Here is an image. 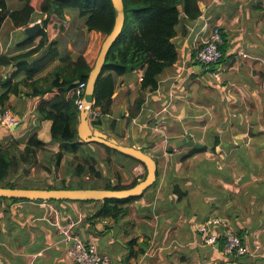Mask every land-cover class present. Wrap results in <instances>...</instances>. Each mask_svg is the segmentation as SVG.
Masks as SVG:
<instances>
[{"label": "crops", "instance_id": "obj_1", "mask_svg": "<svg viewBox=\"0 0 264 264\" xmlns=\"http://www.w3.org/2000/svg\"><path fill=\"white\" fill-rule=\"evenodd\" d=\"M7 4L6 10H0V95L8 90L7 81L21 82L6 106L22 121L12 128L0 125V141L17 140L25 145L37 132L45 143L34 175L12 174L10 178L19 177L18 181L30 183L31 188H49L64 180L77 182L74 167L87 163L83 157L87 152L99 156L97 168L104 178L84 176L85 184L116 182L119 177L126 185L136 178L142 180V164L123 154L108 153L97 143L80 145L71 161L63 159L55 166L52 153L61 147L52 140V121L42 120L35 109L59 90L33 97L34 88L28 83L39 81V90L47 88L57 79L55 72L64 64L61 59L76 60L81 53L73 43L64 49L58 42L59 55L34 73L46 47L26 57L28 64L7 62L42 40L39 34L25 32L28 26L42 24V16L32 14L23 25L18 14L23 3L7 0ZM199 6L197 19L189 20L183 14L173 40L178 60L161 74L156 91H145L141 112L130 123L127 116L143 70L117 78L113 114L108 118L117 123L106 133L156 159L154 185L124 205L127 214L117 220L98 219L95 225L87 218L99 202L0 198V264H75L61 230L68 222L84 240H94L101 251L109 252L112 264H264V0H199ZM216 26L227 35V58L212 72L199 67L195 58ZM205 146L208 150L203 153L182 157ZM220 150L224 157H219ZM212 218L227 220L236 232L243 233L251 248L259 243L260 252L231 260L219 245H204L198 227Z\"/></svg>", "mask_w": 264, "mask_h": 264}, {"label": "trees", "instance_id": "obj_2", "mask_svg": "<svg viewBox=\"0 0 264 264\" xmlns=\"http://www.w3.org/2000/svg\"><path fill=\"white\" fill-rule=\"evenodd\" d=\"M23 3V8L19 10L22 24L26 25L32 19V14L42 16V30L39 35L42 37L40 44L23 55H18L7 59V62L16 61L19 64L27 63L26 57L34 55L46 47L48 52L38 60L37 67L31 71L34 73L38 69H43L59 55V36L65 35L74 27L78 32L76 17L85 18L84 27L87 31V40L81 54L76 60L69 56L61 59L64 63L55 72L57 79L44 89H38L39 81L29 82L28 85L34 88L31 91L33 97H43L45 93L57 88L59 93L50 100H41L35 109V113L42 117V120L52 121L51 135L53 142L60 144V151L52 153V158L56 160L55 166L59 167L63 159L71 161L78 153L80 145L88 143L81 142L78 135V119L80 109L77 100L87 98L93 102L94 108L101 113L100 118L93 122L94 126L100 128L103 121L113 114L114 94L117 87V78L135 70H143L139 89L133 106L127 116L128 123L138 117L142 106L145 103V91L154 92L159 86V77L168 67L173 66L178 60V51L174 38L178 35L177 26L184 16L189 20H195L201 15L199 0H124L126 21L124 29L109 50L105 63L97 77L94 93L89 95L88 84L92 71L94 70L98 55L103 42L112 31L115 23V12L112 0H19ZM7 0H0V10L7 9ZM8 12V10H7ZM2 15L0 18L2 19ZM31 18V19H30ZM129 33L128 35H125ZM225 34V32H224ZM122 42L121 45L118 44ZM74 45L75 41L72 40ZM228 43L225 34V42L222 48L224 57L227 58ZM66 44V46H65ZM64 46L69 47V43ZM45 49V50H46ZM28 64V63H27ZM216 69L212 67L211 70ZM27 70L30 72L31 69ZM21 82L7 81L5 85L7 91L0 95V111L7 109V101L11 92H17ZM80 83H85L81 94H77L76 89ZM117 120H111V128L116 127ZM218 140L215 142L217 145ZM98 144V143H97ZM45 143L39 138L38 133H33L25 145L17 140L9 144L0 141V186L8 188L25 187L18 181L19 177L27 176L34 171L38 164V156L44 151ZM69 145V146H67ZM108 153H119L103 144ZM208 150L205 146L186 152L182 157L187 158L197 153ZM146 151V150H144ZM216 152L215 147L210 150ZM124 155V154H123ZM126 156V155H124ZM87 163H79L74 167L75 175L79 181H62L60 186L52 184L49 188H104V189H125L135 186L139 180L134 179L129 185L123 184L121 178L118 181L110 180L105 184L92 185L84 180V176H93L96 179L104 178L103 172L97 168L99 156H92L87 153L83 156ZM131 158L135 162L142 164L138 160ZM111 160L109 159V162ZM73 165L75 163H72ZM88 164V166H87ZM145 178L147 170L144 164ZM12 174H19L15 179L10 178ZM154 185V184H153ZM143 195V194H142ZM141 195V196H142ZM141 196H133L125 199H106L99 202L101 205L94 213L88 216L87 220L93 223L98 219H119L128 213V208L124 205L134 201ZM13 201L19 199L4 198ZM63 201V200H61ZM238 233V232H237ZM243 239V233H238ZM244 240V239H243Z\"/></svg>", "mask_w": 264, "mask_h": 264}, {"label": "water", "instance_id": "obj_3", "mask_svg": "<svg viewBox=\"0 0 264 264\" xmlns=\"http://www.w3.org/2000/svg\"><path fill=\"white\" fill-rule=\"evenodd\" d=\"M115 23L112 31L108 34L103 42L102 48L98 55L94 70L91 73L88 93L92 95L95 89V83L97 77L103 67L106 56L121 35L126 21L125 3L124 0H112ZM43 26L40 22L35 23L32 26H28L25 32L28 36L39 34ZM202 69L204 67L199 65ZM219 68V64L215 66ZM86 107L80 110L78 119V135L81 142L85 143H98L103 144L111 149L118 151L121 154L130 156L142 164L145 165L147 174L144 179L140 180L135 186L125 189H100V188H8L0 186V197L20 199V200H45V201H57V200H78V201H102L106 199H125L133 196H141L147 189H149L157 180L158 164L156 159L144 151L141 148H137L133 145L123 143L121 140L110 136L100 128L93 127L88 114L89 107L93 102L84 98ZM231 260H238V257L231 256Z\"/></svg>", "mask_w": 264, "mask_h": 264}, {"label": "built area", "instance_id": "obj_4", "mask_svg": "<svg viewBox=\"0 0 264 264\" xmlns=\"http://www.w3.org/2000/svg\"><path fill=\"white\" fill-rule=\"evenodd\" d=\"M225 42V34L223 30L216 26L212 31L210 40L198 51L195 60L204 67L207 71H212V67L219 64L224 57L223 46ZM218 70H216L217 72ZM216 76L218 74H215ZM85 87V83H80L77 87V94H81ZM78 108L84 109L86 107L84 99L77 100ZM89 120L91 124L97 121L101 113L94 105L89 108ZM22 121L21 117L15 115L11 110L5 109L0 111V125L8 128L19 126ZM216 226H221V231L215 229ZM62 233L67 244V253L75 264H112V258L109 252L101 251L96 241H86L75 229L72 222L62 224ZM198 234L204 245L212 248L219 245L222 247L224 255L227 257H242L247 255L258 254L261 250V245L255 243L251 248L232 228L227 220L212 218L208 222L201 224L198 227Z\"/></svg>", "mask_w": 264, "mask_h": 264}, {"label": "rangeland", "instance_id": "obj_5", "mask_svg": "<svg viewBox=\"0 0 264 264\" xmlns=\"http://www.w3.org/2000/svg\"><path fill=\"white\" fill-rule=\"evenodd\" d=\"M76 20H77V24H78V32H76L75 31V28L73 27L72 29H71V31H69V32H67L65 35H62V36H59L58 38H57V40L59 41V42H61L62 43V48H64L65 49V46H66V44L65 43H69V44H71L72 43V40L73 41H75V43H74V50H78L79 51V53H81V50H82V48H84V45H85V43H86V40H87V31H86V27H84V24H85V18H81V17H79V16H77L76 17ZM129 33H126L125 35H128ZM64 44H65V46H64ZM122 44V42H120L119 44H118V46L119 45H121ZM46 52H48V49H46L45 50V53ZM39 60V59H38ZM109 117H107L104 121L106 122V128H105V126H101L100 127V129L101 130H103L104 132H106V131H108V133H110L111 132V130H112V128H111V120H112V118H110V119H108ZM105 124V123H104ZM92 125H93V127H95L94 126V124L92 123ZM110 125V126H109ZM110 127V128H109ZM110 136H113L112 134H109ZM123 143H125V142H123ZM101 146V145H100ZM146 152H148V151H146ZM149 153V152H148ZM150 154V153H149ZM221 154H223V152L220 150L219 151V153H218V155H219V157H220V155ZM222 157H224V154L223 155H221ZM99 166H100V164H99ZM101 168L102 169H104V170H106V168H103L102 166H101ZM34 172V171H33ZM112 173H114V170H112V172H111V174ZM144 174V173H143ZM32 175H34L33 173H32ZM111 176V175H110ZM108 180H109V178H107ZM56 184V183H55ZM100 185H101V183H99ZM21 185H31L30 183H25V184H22L21 183ZM56 185H60V184H56Z\"/></svg>", "mask_w": 264, "mask_h": 264}]
</instances>
